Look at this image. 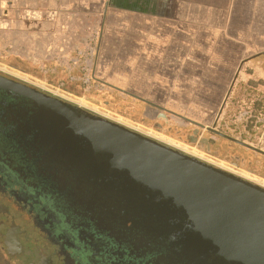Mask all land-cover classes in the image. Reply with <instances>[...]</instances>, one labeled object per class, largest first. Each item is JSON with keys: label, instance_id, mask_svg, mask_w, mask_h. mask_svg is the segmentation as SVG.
I'll return each instance as SVG.
<instances>
[{"label": "water", "instance_id": "95a60500", "mask_svg": "<svg viewBox=\"0 0 264 264\" xmlns=\"http://www.w3.org/2000/svg\"><path fill=\"white\" fill-rule=\"evenodd\" d=\"M0 94L53 187L99 210L98 219L66 220L90 262L264 264V186L2 74ZM111 221L126 223V238ZM36 264L53 263L43 255Z\"/></svg>", "mask_w": 264, "mask_h": 264}, {"label": "rangeland", "instance_id": "374dc122", "mask_svg": "<svg viewBox=\"0 0 264 264\" xmlns=\"http://www.w3.org/2000/svg\"><path fill=\"white\" fill-rule=\"evenodd\" d=\"M48 5V0H0V74L263 186L264 153L248 146L264 151V120L258 116L264 79L238 82L236 76H226L224 86L220 76H180L178 96L158 97L128 94L124 76H92V83L84 86L77 76V50L91 43L96 53L100 18L67 16L58 8L50 12ZM69 72L76 80L69 79ZM247 73L264 76V64L255 75L253 68ZM249 107L252 112L244 114ZM67 213L72 225L80 220L71 210ZM5 225L0 224V264H27L30 248L18 257L6 251L1 234Z\"/></svg>", "mask_w": 264, "mask_h": 264}, {"label": "crops", "instance_id": "0c3cea01", "mask_svg": "<svg viewBox=\"0 0 264 264\" xmlns=\"http://www.w3.org/2000/svg\"><path fill=\"white\" fill-rule=\"evenodd\" d=\"M48 1L50 12L100 18L93 74L124 76L135 97L178 96L180 76L264 79L247 73L264 64V0Z\"/></svg>", "mask_w": 264, "mask_h": 264}, {"label": "flooded vegetation", "instance_id": "af4514ba", "mask_svg": "<svg viewBox=\"0 0 264 264\" xmlns=\"http://www.w3.org/2000/svg\"><path fill=\"white\" fill-rule=\"evenodd\" d=\"M7 101V96L0 94V224H6L1 232L6 251L18 257L30 248L31 258L27 264H36L43 255L53 264H94L80 246L81 230L69 225L66 217L67 210H71L90 221L93 217L98 219L99 210L75 206L71 194L53 187L48 176L35 164L28 133L20 130V122L13 117V107ZM111 222L122 237L126 236V223ZM92 233L99 238L95 229ZM85 236L91 238L90 233ZM139 244L143 245L142 241ZM128 249L136 257L145 253V248L135 252L134 248L126 247L127 254ZM159 261L171 264L165 256L129 257L126 264H160ZM112 263L108 259L101 264Z\"/></svg>", "mask_w": 264, "mask_h": 264}, {"label": "built area", "instance_id": "2783aa9c", "mask_svg": "<svg viewBox=\"0 0 264 264\" xmlns=\"http://www.w3.org/2000/svg\"><path fill=\"white\" fill-rule=\"evenodd\" d=\"M78 53V60L80 63V72H79V78L78 80L84 85L88 86L90 83H92V76L93 74V58L95 56V47L90 43L86 46L84 50H77ZM70 80H76V78L73 74H69ZM263 98V105L261 106V109L258 113V116H260L264 120V96ZM251 108H247V110H244V114L251 113Z\"/></svg>", "mask_w": 264, "mask_h": 264}, {"label": "bare ground", "instance_id": "6f19581e", "mask_svg": "<svg viewBox=\"0 0 264 264\" xmlns=\"http://www.w3.org/2000/svg\"><path fill=\"white\" fill-rule=\"evenodd\" d=\"M252 180L257 181V180H255V179H252ZM263 186H264V183H263Z\"/></svg>", "mask_w": 264, "mask_h": 264}]
</instances>
